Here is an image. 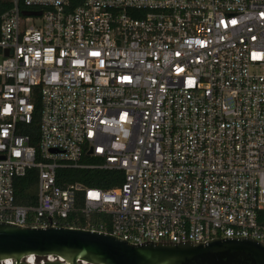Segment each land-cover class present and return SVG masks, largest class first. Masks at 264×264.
I'll return each mask as SVG.
<instances>
[{
  "label": "built area",
  "instance_id": "1",
  "mask_svg": "<svg viewBox=\"0 0 264 264\" xmlns=\"http://www.w3.org/2000/svg\"><path fill=\"white\" fill-rule=\"evenodd\" d=\"M68 5L0 0V223L76 228L80 211L134 245L264 243V0ZM31 169L36 205L17 204ZM62 169L124 183L61 187Z\"/></svg>",
  "mask_w": 264,
  "mask_h": 264
},
{
  "label": "water",
  "instance_id": "2",
  "mask_svg": "<svg viewBox=\"0 0 264 264\" xmlns=\"http://www.w3.org/2000/svg\"><path fill=\"white\" fill-rule=\"evenodd\" d=\"M48 257L54 260L44 264H264V243L240 237L134 245L80 228L0 223V262L28 264L34 258L40 264Z\"/></svg>",
  "mask_w": 264,
  "mask_h": 264
},
{
  "label": "trees",
  "instance_id": "3",
  "mask_svg": "<svg viewBox=\"0 0 264 264\" xmlns=\"http://www.w3.org/2000/svg\"><path fill=\"white\" fill-rule=\"evenodd\" d=\"M85 0H68L69 11H74L84 3ZM2 11H4L2 9ZM40 106L37 104L35 113V122L33 124V137L31 144L36 146L38 141L37 125L39 121ZM84 163H97L88 157L83 159ZM81 183L92 188L111 189L121 186L124 183V174L118 172H107L99 170H78V169H62L58 171V184L65 187L67 184ZM15 195L17 204L24 206H34L37 202L38 195V170L31 169L27 175L15 180ZM82 204H77L80 210ZM97 216H86L80 211L70 216L69 222L76 228L83 229L87 222L98 221Z\"/></svg>",
  "mask_w": 264,
  "mask_h": 264
},
{
  "label": "bare ground",
  "instance_id": "4",
  "mask_svg": "<svg viewBox=\"0 0 264 264\" xmlns=\"http://www.w3.org/2000/svg\"><path fill=\"white\" fill-rule=\"evenodd\" d=\"M34 258H30L29 260H28V263L29 264H33L34 263ZM50 261H53L54 259H49ZM62 261V260H61ZM4 264H11V262L10 261H5L4 262Z\"/></svg>",
  "mask_w": 264,
  "mask_h": 264
},
{
  "label": "rangeland",
  "instance_id": "5",
  "mask_svg": "<svg viewBox=\"0 0 264 264\" xmlns=\"http://www.w3.org/2000/svg\"><path fill=\"white\" fill-rule=\"evenodd\" d=\"M40 260H46V259H40Z\"/></svg>",
  "mask_w": 264,
  "mask_h": 264
}]
</instances>
